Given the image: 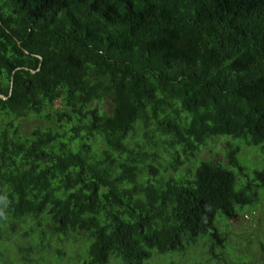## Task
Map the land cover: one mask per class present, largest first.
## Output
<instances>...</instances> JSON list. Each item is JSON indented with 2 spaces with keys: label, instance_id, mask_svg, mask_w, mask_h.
Returning <instances> with one entry per match:
<instances>
[{
  "label": "trees",
  "instance_id": "obj_1",
  "mask_svg": "<svg viewBox=\"0 0 264 264\" xmlns=\"http://www.w3.org/2000/svg\"><path fill=\"white\" fill-rule=\"evenodd\" d=\"M221 137L225 162L199 159ZM255 147L264 0H0V236L19 264L53 239L83 264L200 242L219 264L218 218L264 209V165L239 159Z\"/></svg>",
  "mask_w": 264,
  "mask_h": 264
},
{
  "label": "rangeland",
  "instance_id": "obj_2",
  "mask_svg": "<svg viewBox=\"0 0 264 264\" xmlns=\"http://www.w3.org/2000/svg\"><path fill=\"white\" fill-rule=\"evenodd\" d=\"M58 105H60L58 103ZM225 138L214 139L206 146L203 147L199 154V159L207 158L208 156H214L220 161H224V142ZM249 152L247 148L244 149L243 153ZM240 165L245 167L250 172L256 169H261L264 165V150L260 147H255L250 150L249 153L239 155ZM258 161L260 163L258 164ZM218 227L226 235V242L223 248L216 247L217 253L221 252L222 259L219 264H264L262 245H264V209L259 210L251 205H243L237 213V216L233 218H226L221 216L217 220ZM216 222V223H217ZM22 228V227H20ZM3 234L0 236V251L2 259L9 262V264H19L20 253H19V242L18 233L6 232L4 226L1 227ZM26 241H22L21 245H25ZM58 243L53 239V246ZM229 244H232L229 247ZM48 246L44 257H40L37 261H34L32 255L33 252L28 251V257L30 255L31 261L27 264H78L82 263L77 258V252L69 250L67 248L61 249L66 253L62 254L61 250ZM203 243L200 242L198 245L189 247L185 252L167 254L166 256L154 255L150 264H200L202 262L201 257L208 258L206 251L202 248ZM77 249V246H75ZM78 250V249H77ZM262 252V254H260ZM247 255L253 256V261L248 260ZM61 256L60 258H57ZM57 258V259H56ZM262 259V260H261ZM247 261V262H246ZM208 264L216 263L214 258L208 259ZM109 264H116L111 261Z\"/></svg>",
  "mask_w": 264,
  "mask_h": 264
},
{
  "label": "water",
  "instance_id": "obj_3",
  "mask_svg": "<svg viewBox=\"0 0 264 264\" xmlns=\"http://www.w3.org/2000/svg\"><path fill=\"white\" fill-rule=\"evenodd\" d=\"M2 97H4V96H2Z\"/></svg>",
  "mask_w": 264,
  "mask_h": 264
}]
</instances>
